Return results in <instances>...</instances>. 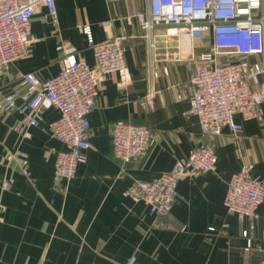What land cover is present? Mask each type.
<instances>
[{"label":"crops","instance_id":"1","mask_svg":"<svg viewBox=\"0 0 264 264\" xmlns=\"http://www.w3.org/2000/svg\"><path fill=\"white\" fill-rule=\"evenodd\" d=\"M56 4L58 24L47 17L45 7L32 17L30 33L38 41L31 46V56L10 62L0 75V98L16 91L21 105L27 92L24 74L55 76L62 68L57 48L61 41L92 65V50L80 31L88 21L96 41L105 40L101 26L105 19L113 20L115 36L126 35L131 78L122 86L116 73L102 77L88 115L87 160L70 181L54 183L56 156L65 148L49 133L58 110H44L39 126L24 125L18 109L0 113V204L5 205L0 210L4 218L0 264H125L132 256L134 264H264V200L252 228L248 218L240 219L225 206L233 173L246 168L264 181V121L237 116L243 124L238 135L223 128L214 138L217 166L179 181L177 200L163 218L168 226L160 227L146 201L124 192L136 180L159 178L176 159L208 140L201 134L198 116L190 113V75L201 62L169 58L163 44L156 53L150 51L139 21L128 20L133 11L146 12L148 0H56ZM202 53L196 47V54ZM149 95L153 109L149 102H137ZM119 120L153 131V142L138 161L123 163L114 155L111 131ZM18 150L26 152L25 157L17 155ZM5 179H10L7 190L2 187ZM245 229L260 248L247 249Z\"/></svg>","mask_w":264,"mask_h":264},{"label":"built area","instance_id":"2","mask_svg":"<svg viewBox=\"0 0 264 264\" xmlns=\"http://www.w3.org/2000/svg\"><path fill=\"white\" fill-rule=\"evenodd\" d=\"M41 7L52 23L58 24L56 0H0V75L14 60L31 56V46L38 41L30 33L32 17ZM139 21L145 31L148 48L156 53L163 44L167 57L177 60L201 62L191 73L190 113L198 116L201 134L209 137L186 157L175 160L168 171L154 180H136L124 192L138 201H146L157 215L158 225L167 227L163 220L177 200V185L186 176H197L215 169L218 153L214 138L226 126L238 135L243 130V119L264 121V0H148L147 11H133L128 20ZM112 19L101 22L104 41H96L91 22L80 26L94 63L88 65L77 55L75 47L64 41L57 46L62 52L61 70L47 79L33 72L23 75L22 85L27 92L18 105V93L10 91L0 98V113L18 109L24 115V125L39 126L42 113L49 108L59 111L57 120L49 125V133L64 144L54 163V183L60 179L72 180L78 165L87 160L90 147L89 114L99 94L101 79L106 73H116L120 85L131 78L126 62V35L115 36L111 31ZM165 28L156 33L155 27ZM198 36L209 37L211 52L196 54ZM162 37V42H158ZM168 74V68H165ZM137 102L154 108L152 95L140 97ZM114 155L125 162L142 158L153 142L154 134L145 125L119 120L112 127ZM29 135L28 132L25 133ZM25 157L26 152L18 150ZM11 157V156H9ZM30 174V172H28ZM9 189L10 179L2 183ZM264 200V181L251 176L248 169L233 173L226 191L225 206L228 212L240 219L248 218L251 228L259 218L257 211ZM0 210L5 205L0 204ZM4 218L0 216V223ZM225 227V225H223ZM247 249L260 248L253 244L250 229L243 231ZM264 238V233L263 236ZM132 256L125 264H134Z\"/></svg>","mask_w":264,"mask_h":264},{"label":"rangeland","instance_id":"3","mask_svg":"<svg viewBox=\"0 0 264 264\" xmlns=\"http://www.w3.org/2000/svg\"><path fill=\"white\" fill-rule=\"evenodd\" d=\"M164 30H165L164 27L157 26V27H155L154 31H156V33H163V32H165ZM162 40H163L162 37H158L159 43L162 42ZM195 46L197 48H202L204 53L211 52V50H212L211 40L207 37L204 38L202 36H198L196 38V41H195Z\"/></svg>","mask_w":264,"mask_h":264}]
</instances>
